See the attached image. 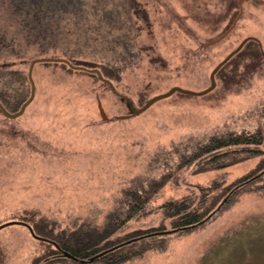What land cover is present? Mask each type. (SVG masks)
I'll return each mask as SVG.
<instances>
[{
  "label": "rangeland",
  "instance_id": "1",
  "mask_svg": "<svg viewBox=\"0 0 264 264\" xmlns=\"http://www.w3.org/2000/svg\"><path fill=\"white\" fill-rule=\"evenodd\" d=\"M30 1L39 14L52 13L38 4L52 8L59 21L45 36L41 24L29 32L10 12L0 17L2 30L15 39L0 50L6 72L0 75V102L11 112L30 95L27 72L34 58L65 57L108 72L103 77L139 108L172 86L205 89L212 69L230 51L245 37L256 39L216 71L210 92H175L124 118L130 113L126 101L96 73L58 62L36 63L35 93L24 112L9 118L0 110V224L29 218L45 231L66 236L107 229L101 250L104 242L132 239L139 230H171L160 207L170 200L189 196L196 204L212 189L219 194L228 188L224 198L230 199L205 223L147 237L116 264H264V175L259 178L264 146L256 154L239 152L218 169L197 172L195 162L177 169V151L184 145L264 130V3L83 0L60 14L64 0ZM239 13L229 33L207 45ZM96 97L107 120L99 114ZM166 172L170 180L144 211L117 224L130 214L126 200L131 193ZM0 264L107 263L64 258L26 226L11 224L0 228Z\"/></svg>",
  "mask_w": 264,
  "mask_h": 264
},
{
  "label": "trees",
  "instance_id": "2",
  "mask_svg": "<svg viewBox=\"0 0 264 264\" xmlns=\"http://www.w3.org/2000/svg\"><path fill=\"white\" fill-rule=\"evenodd\" d=\"M53 1L56 3L58 2V0ZM64 1H66V6H62V12L60 14H66L67 11L70 12L74 9H77V4L82 3L83 0ZM30 2V0H0V17L4 13L10 12V16H13L12 18H19V20L21 21L20 23L23 25V27H27L29 32H31L33 28H35L38 24H41L42 28L40 29V31L44 32L41 34L46 36L47 33H49V27H51L52 24L58 26L57 24L59 21V15L54 14L52 8L47 7V5L42 6V4H38L39 9L47 11L49 10L52 14H39L36 5L31 4ZM29 37H31V35H28V38ZM14 40V37H8L7 33L2 30V24L0 21V50H2L4 47L11 46L14 43ZM4 68L5 64H1L0 75L6 73ZM102 75L106 77L110 76L108 72H103ZM178 146L179 145H176L175 147L177 148ZM261 146H264V130L261 129H257L254 132L247 133H228L221 138L212 136L206 142L201 141L190 145H184L183 149L178 150L177 169L189 166L193 162L197 163V168L195 169V171L197 172L205 171L208 169H218L227 164H230L232 160H234L236 154L239 152H251L255 154L259 153V151L262 150L260 149L262 148ZM229 153L234 155L229 159H224ZM262 167L264 169V163ZM253 174L254 172H251L250 174L243 177L242 180H249ZM263 175L264 173H262L259 178H262ZM170 178V172L163 173L158 178L148 181L145 186L140 188L141 190L131 193V197L129 196V198H127L126 200V207L130 214H127L123 218L119 219V221H117V224H121V222L127 221L128 219L139 215L141 211H144L146 205L152 200L153 196L165 185L167 181L170 180ZM214 190L216 189H212V194L204 197L196 204L195 199L189 196H185L179 199L170 200L166 204L164 203L163 205H161L160 207L163 210L164 216L170 218L172 227L171 230L177 229L176 231H185L196 227L192 225L199 223L210 212H212L213 209L218 205V203L221 202L220 199L222 198L223 200V198L225 197L224 195H226V193H228L230 189H222L221 193L219 194H213ZM229 199L230 195H228L224 201L227 202ZM22 219L26 221L25 223L29 224L32 227L33 231L37 235L45 237L49 240L42 241H46L51 244L53 246L54 253H60V251L58 250L59 248L63 251L70 253L72 256L82 260H88L91 256L122 243L116 248L109 250L105 254L96 258H101L105 260L107 264H116L117 262H119V260L121 261L128 259L130 256L128 252L134 251L131 250L134 245H136L137 243H143L145 241V238L147 237L155 238L154 236L164 235L154 233L165 230L163 229L165 227L148 229L146 231L139 230L135 233L136 237L132 239H128L120 243H113L112 241H107L104 242L105 247L101 250H98L99 243L104 240L105 235L109 232H107V229L104 231H96L91 228L89 230L90 233L88 234V236L81 235V233L78 232L72 236H66L62 233H54L50 230L45 231L38 227L37 223L34 224L29 218ZM28 221H31L32 224ZM36 231H39L41 234ZM53 242L57 244L58 248H56ZM62 257L69 258L63 255ZM69 259L76 261L72 258Z\"/></svg>",
  "mask_w": 264,
  "mask_h": 264
},
{
  "label": "water",
  "instance_id": "3",
  "mask_svg": "<svg viewBox=\"0 0 264 264\" xmlns=\"http://www.w3.org/2000/svg\"><path fill=\"white\" fill-rule=\"evenodd\" d=\"M260 2L264 3V0H259ZM241 3H242V0H238V4L239 6H241ZM240 13L238 14L237 18L233 21V23L231 24V26L227 29V31H225L223 34H221L220 36L216 37L215 39L211 40L210 42H208L207 45L209 44H213L219 40H221L223 37H225L227 35V33H229V31L234 27L238 17H239ZM250 39H256L255 37L253 36H248V37H245L238 45L236 48H234L232 51H230L211 71L210 73V85L208 87H206L205 89H202V90H199V91H195V90H191V89H187V88H183V87H180V86H172L170 87L167 91L163 92V93H159V94H156L154 96H152L150 99H148V101L142 106V107H139V108H135L134 105L132 104L131 100L127 97H125L124 95L120 94L116 88L112 85L111 81L107 78H104L102 73L100 72L99 69L97 68H88L84 65H79V64H75L73 63L72 61H70L69 59L65 58V57H39V58H34L30 61V64H29V68H28V72H27V78L30 82V85H31V90H30V95L29 97L20 105L19 109L17 111H14V112H11V111H8L4 105L0 102V110L1 112L3 113L4 116L6 117H9V118H15V117H18L19 115H21L25 108L27 107V105L33 100V97H34V93H35V84H34V80H33V77H32V70H33V66L36 64V63H39V62H58V63H64L66 64L69 68L71 69H76V70H83V71H88V72H92V73H96L97 76L103 80L105 83H107L112 91L114 93H116L118 96L121 97V99L125 100L126 101V104L130 110V113L128 115H122L120 117L124 118V117H129V116H132V115H135V114H138V113H141L143 112L145 109H147L150 105H152L154 102H156L157 100H160L162 98H166L170 95H172L173 93L175 92H183V93H188V94H192V95H204L208 92H210L216 85V81H215V73L216 71L224 64L226 63L234 54H236L242 47L243 45ZM262 55L264 56V51H262ZM96 101H97V107H98V111H99V114L101 116V118L103 120H107L108 119V116L106 115L105 111H104V108L102 106V103L100 101V99L98 97H96ZM250 180V179H249ZM226 198H224L221 203L217 206V208L215 210H213L212 212H210L203 220H201L199 223L195 224V225H192V226H197L198 224H201V223H204L206 222L207 220H209L211 218V216L214 215V213L219 209V207L223 204L224 200ZM11 224H21V225H24L27 227V229L29 230L30 234L35 237L36 239H39V240H47L49 241L47 238L45 237H42L40 235H37L32 227L23 222V221H17V220H11V221H7L5 223H2L0 224V228H3L5 226H8V225H11ZM177 229H173V230H164V231H159V232H156L154 234H169L171 233L172 231H176ZM53 244L56 246V248H58L57 244H55L53 242ZM122 244V243H121ZM119 244V245H121ZM117 245V246H119ZM117 246L115 247H112L110 249H107V250H104V251H101L93 256H91L88 260H82V259H78L74 256H72L70 253L66 252V251H63L61 249L58 248V250L60 251V255H63V256H66V257H69V258H72L76 261H79V262H89V261H93L94 259H96L97 257L105 254L107 251L109 250H112L114 248H116Z\"/></svg>",
  "mask_w": 264,
  "mask_h": 264
}]
</instances>
